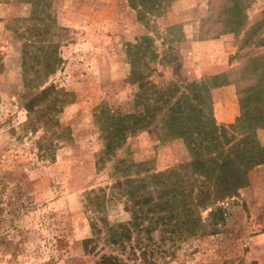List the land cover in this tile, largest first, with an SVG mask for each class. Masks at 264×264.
Masks as SVG:
<instances>
[{"label": "rangeland", "instance_id": "rangeland-1", "mask_svg": "<svg viewBox=\"0 0 264 264\" xmlns=\"http://www.w3.org/2000/svg\"><path fill=\"white\" fill-rule=\"evenodd\" d=\"M185 95L200 117L169 125ZM130 114L144 124L125 118L99 166ZM256 141L264 0H0V264H87V194L105 189L110 220H129L110 189L127 175L154 201L173 183L162 199L177 213L209 192L196 205L204 227L166 242L174 254L160 264H264V159L244 169ZM120 160L137 165L115 172Z\"/></svg>", "mask_w": 264, "mask_h": 264}, {"label": "trees", "instance_id": "trees-1", "mask_svg": "<svg viewBox=\"0 0 264 264\" xmlns=\"http://www.w3.org/2000/svg\"><path fill=\"white\" fill-rule=\"evenodd\" d=\"M135 72L136 71H133V73ZM194 86L195 84H193V87ZM163 100V103L168 101L167 99ZM184 102H186V104L182 107ZM176 109H178V113ZM179 110H181V112ZM169 111L174 114H170ZM169 111L165 113L167 115H165L167 117H165V122H168L169 125L174 119L176 121H182L185 113H187L188 117L193 113H196L199 117L201 115L197 112L198 106L195 105L187 95H185L183 99L179 97ZM127 117L134 118L137 124H144L145 122V117L135 114L119 116L117 122L114 124L116 126L108 133L109 141L106 145V149L101 153L98 159L99 166L105 162L107 155L114 152L116 142L113 140L119 138L121 134L128 129L129 125L126 126V124L122 123ZM248 117H251L250 114ZM244 121H247V127L245 128L248 129L253 127L252 123L248 122V118L247 120L244 118ZM211 122L206 132L207 136L215 133V122L213 119ZM181 128L183 129L179 130H181V133L184 135L190 132L193 133L192 127H185L183 125ZM174 130L178 131L177 128ZM257 143V141L254 142V144L251 143L250 152L252 155L248 157V159L245 157L244 169L253 163H257V160L264 159V146ZM191 145H193V143H191ZM243 145L245 144L243 143ZM241 151L244 153L247 149L243 146ZM211 160L212 159L205 161L203 159L200 164L205 166L210 163ZM224 163L228 165L229 161ZM133 165L137 164H127L125 160H120L114 170L115 172L122 171L126 174L130 172ZM238 174L236 175V181L240 182L243 175H241V173ZM162 176L163 173L154 175V177ZM203 184H206V182H203ZM147 186V181L145 179H133L130 176L128 177V175L124 180L116 179L110 186L113 197H117V194L121 196L124 195L127 198V202H130L127 203L126 208L131 211V218L125 221H112L108 217L105 204L107 200L105 189H91V191L88 192L87 205L90 207V211L93 215L90 216L91 235L84 238L82 241V249L84 255L87 256V264H160L159 259L173 256L174 254L175 249L171 247L172 245L166 247V242L171 241L175 243L176 237H186V234L195 235L204 227L201 215L196 213L197 206L206 202V196L209 195V192L207 193L205 190L201 191L202 195L198 193L197 198H195L194 195L192 196L191 192L190 196L192 198L190 202L184 200L181 205L183 211L177 213L173 205H171L170 200L164 201L162 199L169 192L171 193L177 190L173 183L171 186L166 185L167 188L165 187V189L161 190V196L159 197L160 201H154L152 192L146 193ZM205 186L206 185H203V187ZM181 213L184 216H180ZM186 215L188 216L186 217Z\"/></svg>", "mask_w": 264, "mask_h": 264}]
</instances>
